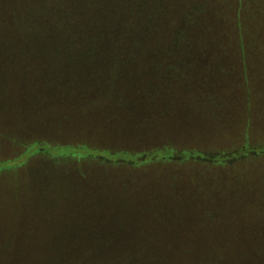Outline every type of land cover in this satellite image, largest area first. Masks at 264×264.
<instances>
[{
    "label": "rangeland",
    "instance_id": "374dc122",
    "mask_svg": "<svg viewBox=\"0 0 264 264\" xmlns=\"http://www.w3.org/2000/svg\"><path fill=\"white\" fill-rule=\"evenodd\" d=\"M23 6L35 0H0V264H36L46 233L61 248L112 234L106 248L126 251L178 234L264 243V70H125L116 96L147 103L128 125L103 113L113 101L95 110L67 91L91 71L35 70ZM222 153L235 158L198 157ZM69 251L51 264H75Z\"/></svg>",
    "mask_w": 264,
    "mask_h": 264
},
{
    "label": "trees",
    "instance_id": "16d2710c",
    "mask_svg": "<svg viewBox=\"0 0 264 264\" xmlns=\"http://www.w3.org/2000/svg\"><path fill=\"white\" fill-rule=\"evenodd\" d=\"M222 2L213 6L207 0H35V9L23 6L20 14L26 23L35 21V70L91 71L81 88L67 91L86 97L95 110L113 101L103 113L134 125L135 118L140 123L146 116L147 103L118 99L117 91L128 90L117 84L125 70H264V0ZM175 6L179 15L172 11ZM231 155L198 157L219 162ZM254 234L234 233L232 239L209 234L204 240L199 238L206 234H178L169 244L126 251L117 242L115 249L106 248L115 241L112 234H99L100 245L93 244L96 234H74L70 245L61 248L50 245L55 243L53 233H46L37 236L41 250L35 260L51 264L49 258L62 257L68 249L67 259L75 264H264V243ZM196 240L214 245H196ZM224 240L227 245L220 244Z\"/></svg>",
    "mask_w": 264,
    "mask_h": 264
}]
</instances>
